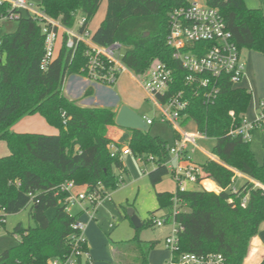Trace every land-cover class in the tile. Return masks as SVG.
Returning <instances> with one entry per match:
<instances>
[{
	"label": "trees",
	"instance_id": "trees-1",
	"mask_svg": "<svg viewBox=\"0 0 264 264\" xmlns=\"http://www.w3.org/2000/svg\"><path fill=\"white\" fill-rule=\"evenodd\" d=\"M103 1L104 18L90 32L91 40L99 46L118 42L126 47L121 62L134 76L145 75L157 63L169 68L173 75L169 94L181 92L188 101L180 114V124L190 122L205 135L211 141L209 152L217 160L206 158L198 167L202 180H212L222 189L218 194L210 192L209 181L203 182L209 191L198 187L185 192L156 193L158 210L165 213L170 212L173 199H177L179 213L174 220L182 228L178 254L214 252L222 254L227 264H243L251 240L264 223V191L246 182L232 194V170L264 185V145L259 164L250 142L225 136L224 132L241 123L251 93L234 87L226 77L210 79L207 86L186 81L188 75L172 58L166 36L170 12L189 0H39L37 6L45 16L67 28H72L80 15L85 20L84 28H88ZM204 1L218 11L240 53L253 51L264 58V9H249L244 0ZM4 13L7 6L0 4V14ZM41 28L39 20L22 13L15 31L0 36V142L8 150L7 155L0 156V210L5 215L17 214L29 205V216L34 222V227L16 225L11 235L17 243L0 254V264H47L52 259L69 257L78 235L73 225L81 214L72 216L65 210L59 202L65 195L57 194L58 187L72 181L88 189L101 184L105 190L114 191L127 175L120 156L122 146L114 144L118 150L114 156L109 149L113 141L108 130L116 126V113L109 108L80 107L62 91L67 77L84 76L81 69L86 64L85 46L78 44L70 51L62 39L56 58L42 71ZM92 94V88H88L84 97ZM34 115L57 133L11 131L21 119ZM176 138L174 134L173 142ZM126 145L135 156L144 160L153 157L154 169L148 173L153 187L169 174L164 165L168 145L159 137L151 136L148 130L131 131ZM49 209H56L52 219L46 217ZM153 216L146 223L149 227L153 226ZM144 227L141 223L135 229V249L114 246V264H148L154 244H148L146 254L141 249L139 233ZM83 249L87 251L88 247ZM127 249L133 251L132 258ZM75 264L87 263L77 257Z\"/></svg>",
	"mask_w": 264,
	"mask_h": 264
},
{
	"label": "built area",
	"instance_id": "built-area-1",
	"mask_svg": "<svg viewBox=\"0 0 264 264\" xmlns=\"http://www.w3.org/2000/svg\"><path fill=\"white\" fill-rule=\"evenodd\" d=\"M0 4L7 6V13L0 14V26L5 22H16L21 14L28 13L31 17L41 22V32L44 36V55L40 62V69L46 71L56 58L59 45L63 39L65 48L74 51L78 44L85 46L86 64L81 69L84 77L89 81L105 86L114 85L126 68L121 62L122 45L114 42L108 46H99L91 40V33L84 28L85 20L81 18L72 28L63 26L59 21L53 20L30 3L29 0H0ZM84 28V29H83ZM166 45L172 50V58L179 63L183 71L187 73L186 81L193 83L199 81L201 86H207L210 79L226 77L236 87L245 77L246 63L241 53L232 42V36L216 9L210 8L205 1L189 0L185 6L173 9L168 17V34ZM205 45H209L206 47ZM136 81L145 91L149 100L157 107L159 120L173 127L177 138L167 148L172 159L164 165L176 184L178 192L188 190V185L201 186L203 173L193 162L192 155L198 151V141L207 139L199 132H186L180 124V114L185 111L188 101L181 92L169 94L173 84L172 71L164 64H155L145 75L134 76ZM163 99V101H161ZM255 117L252 121L243 118L239 125L225 130V136L240 137L244 142H250L255 129L264 126V102L259 101L254 108ZM147 126L154 123L152 119L143 118ZM111 155L118 151L115 146H110ZM123 156H130L131 151L125 148L120 151ZM213 161L216 159L211 157ZM143 161L142 159H137ZM146 161L153 162L149 156ZM239 174L234 172L231 179L229 192L236 194L239 188L234 181ZM247 182L254 189L264 191L261 185L248 178ZM121 182L120 184H122ZM206 189V188H205ZM222 189L219 188L218 193ZM57 194H64L60 204L68 208L78 206L81 216L89 221L95 220V213L101 203L111 198L109 191L98 184L88 189L85 186H77L72 181H66L57 189ZM247 196L242 199L245 206ZM174 206L170 212L160 218H152L154 227H163L171 224L168 236L165 238V248L169 258L165 264H227L225 257L220 253L206 254H178V235L182 228L174 218L179 213L176 197ZM5 213L0 210V227L5 223ZM73 228L78 235L73 240L72 253L64 260L52 259L47 264H75L77 257L87 264L92 263L90 252L84 250L87 246L84 233L86 223L77 221Z\"/></svg>",
	"mask_w": 264,
	"mask_h": 264
},
{
	"label": "rangeland",
	"instance_id": "rangeland-1",
	"mask_svg": "<svg viewBox=\"0 0 264 264\" xmlns=\"http://www.w3.org/2000/svg\"><path fill=\"white\" fill-rule=\"evenodd\" d=\"M29 1L34 6V8L37 9L39 0ZM199 1L202 2L204 0ZM244 2L246 7L249 9H264V0H244ZM105 9L106 4L105 1H103L96 15L88 26V30L90 32L94 31L102 22L105 14ZM80 19L81 17L80 15H78L76 17V22H78ZM15 29L16 22L2 23L0 26V35L4 33H11L15 31ZM125 52L126 47L122 46L121 54H124ZM249 52L253 53V51L243 50L241 52V57L245 59V56ZM253 54L257 56V58L259 56V58H261V61L259 60V63H256L255 69L257 75L255 77V87L253 86V96L251 94L249 107L245 114L248 121H252V119H248L250 115L252 117H255L254 108L256 103L254 101V98L260 97L259 99H262V101L264 102V80L262 76V70L264 71V59L263 56L259 53L254 52ZM127 77L128 76L126 75H124L123 77V79L125 80L124 87L126 91L130 96L137 98V100L142 103L141 106L134 111L142 118L154 120V123L151 126H148L149 134L153 137H159L163 142L167 143L168 147L171 146L175 134L173 127L159 120V112L156 105L152 101L146 99V95L144 94L138 83L136 84L133 81H130ZM242 86H244V84L242 85L241 83H239L236 87ZM248 87L249 86L245 87V89L248 90V92L252 93ZM256 100L258 101V99ZM114 103H116V97H114ZM182 127L186 132L194 131L193 124L190 122L186 123V125ZM123 132L125 133V137L122 139V143L119 144L120 146H122L121 150L127 148L126 144L128 143L130 138L127 139L126 134H129L130 137L131 131L124 129ZM40 134H44V132H41ZM263 143L264 134L262 128L255 129L250 143V150L252 151L256 161L259 164L261 163L263 156ZM209 146L210 145H206L207 148H209ZM6 151L7 149L5 144L3 142H0V155L4 154ZM196 154L194 153L192 155V159L195 160ZM131 156L132 157H130V162L132 163L131 165L129 164L127 175L123 176V183L119 184L118 188L114 191H109V195L111 196L110 200L106 199L101 203V205L97 209V212L95 213V220H90L89 222H92L89 228V233L92 238L93 246H95L98 250L97 252H95L96 260L94 262L92 260L93 264H110V262H108L110 255L109 247H111L113 243L115 247L120 245L124 247L128 246V249H135L136 243L135 241H133V238L135 236V228L132 225L130 218L127 217V212L129 210L134 211V215L141 221V223L145 224V227L142 228L139 233V239L142 242L141 249L145 251V254L148 244H154L149 254V264H160L162 259V261L164 262L163 255H165L166 258L168 257L169 253L165 248L164 240L171 229V224L169 223L167 225H164L163 227H149L146 225V223L150 220L152 215H154L155 218L158 219L165 214L164 211L158 210L156 193H173L176 190V184L171 175L168 174L158 185L153 187L149 182L148 173L154 169V162L146 161L140 156L133 155L132 152ZM137 159H142L143 161H138ZM171 159V155L167 153L165 163L170 162ZM196 161L202 162L204 161V158L202 157L201 159L197 157ZM232 171L234 174L235 170ZM238 183H241V181L237 180V184ZM209 187L211 188L210 190H212L210 192H215L218 194V191H213L215 189V186L211 182L209 183ZM196 189V186L190 184L188 185V190ZM55 211L56 209H49L46 212V217L48 219H52L55 215ZM79 211L80 208L78 206L70 207L67 210V212L72 216L77 215ZM29 212L30 206L28 205L17 214L5 216L4 226L0 227V254L16 245L17 240L11 235L16 225L21 224L25 228L34 227V222L30 218ZM81 217L85 218L86 223L87 218L84 216ZM87 225L86 229H88ZM135 251L139 255L138 251ZM127 253L130 258L133 257L132 250H128Z\"/></svg>",
	"mask_w": 264,
	"mask_h": 264
},
{
	"label": "crops",
	"instance_id": "crops-1",
	"mask_svg": "<svg viewBox=\"0 0 264 264\" xmlns=\"http://www.w3.org/2000/svg\"><path fill=\"white\" fill-rule=\"evenodd\" d=\"M249 53L245 56V59L242 57L246 63V72H245L244 79L241 81V84L242 85L244 84L245 87L249 86L248 88L252 92L251 94L253 96V88L255 87V80H256L255 77L257 75L256 69H255L256 63H259V60L261 61V58H259V56L257 58V56H255L253 54L254 52L253 53L249 52ZM124 75L128 76L127 78L130 81H133L136 84L138 83L136 81V78L134 77V75L132 73H130L128 70H126V72L121 74L120 77L118 78L117 82L112 86H105V85H101V84H96V83L89 81L84 76L72 75V76H69L65 79V81L63 83L62 91H63V94L65 95L66 98H68L69 100H72V101H76L78 103V105L80 107H83V108H109V109H112L116 113V115H117V113H118V111L122 105H127L132 110H136L141 106L142 103H140L139 100H137V98L130 96L129 93L126 91V89L124 87V85H125V80L123 79ZM262 76H263V80H264V71L263 70H262ZM244 86H242L240 88L245 89ZM88 88H92L93 94L91 96L84 97V94ZM140 88L142 89V91L146 95L143 88L141 86H140ZM114 97H116V103H114ZM259 98H256V97L254 98V101L256 104L259 101H262V99H259ZM146 99L149 100L147 95H146ZM256 99H258V101ZM256 104H255V106H256ZM254 115H255V113H254ZM244 118L247 119L246 116H244ZM248 119L253 120L254 117H252L250 115ZM34 128H36V129H34ZM193 129H194V131L191 133L197 132L195 130L194 126H193ZM35 130H38V131H35ZM262 130H263V134H264V126L262 127ZM11 131H13L15 133H39V132L41 133V132H44V134H49V135H54L57 133V131L54 128L47 125L46 122L44 121V119H42L38 115L28 116V117L21 119L19 122H17L15 125H13V128L11 129ZM123 131H124V129H121L117 126L109 128L108 136L113 141L112 146H115L114 144L118 145V144L122 143V139L125 137V133ZM253 134H254V132H253ZM253 134H252V136H253ZM130 136H131V132H130ZM126 138L127 139L130 138L129 134L128 135L126 134ZM210 142L211 141L208 139H201L198 141L199 149H198V151L195 152V154L196 153H199V154L195 155V160L193 159V162L197 166L200 163V162L196 161L197 157H199L201 159L203 157L204 160L206 158L212 160L211 157H214L213 155L210 154L209 148L206 147V145H210ZM250 143H251V141H250ZM263 145H264V143H263ZM263 145H262V148H263ZM7 154H8V150L0 156H5ZM120 156H121V161H122L123 166L128 171L129 170V164L131 165V163H132V162H130V157H132V156L131 155L130 156H123L121 154V152H120ZM127 159H129V160H127ZM215 161H217V160H215ZM235 173L239 174L240 176L236 177L233 185L237 188H241L247 182L248 177H246V176H244V175H242L236 171H235ZM237 180H240L241 183L237 184ZM205 181H209L215 186V189L213 191L219 190V187L216 185V183L213 182L212 180H209V179L202 180V184L200 187L205 188V186L203 184V182H205ZM198 187L199 186H196V188H198ZM79 220L84 222V223L86 221L85 218H82V217H80ZM89 222L90 221L87 219L86 225L88 223V225H87L88 229L85 230L84 237L86 239L88 251L90 252V255H91L92 260L94 262L96 260L95 259V252H97L98 250L95 246H93L92 238H91L90 233H89V228H90L92 222L91 223H89ZM168 234H167V236H168ZM109 248H110V255H109L108 262H110V264H114V243ZM163 257H164V262L162 261L163 260L162 259L160 264H164L167 261V259L169 258V254H168L167 258L165 255H163ZM148 264H149V256H148ZM243 264H264V223L260 226L257 235L251 240L249 251H248V254H247Z\"/></svg>",
	"mask_w": 264,
	"mask_h": 264
},
{
	"label": "water",
	"instance_id": "water-1",
	"mask_svg": "<svg viewBox=\"0 0 264 264\" xmlns=\"http://www.w3.org/2000/svg\"><path fill=\"white\" fill-rule=\"evenodd\" d=\"M115 125L121 129L130 131L146 132L148 130V126L144 119L126 105L119 109L115 118ZM127 217L130 218L135 229L141 227V221L134 215V211L129 210L127 212Z\"/></svg>",
	"mask_w": 264,
	"mask_h": 264
}]
</instances>
